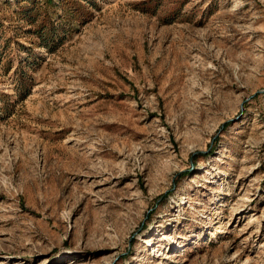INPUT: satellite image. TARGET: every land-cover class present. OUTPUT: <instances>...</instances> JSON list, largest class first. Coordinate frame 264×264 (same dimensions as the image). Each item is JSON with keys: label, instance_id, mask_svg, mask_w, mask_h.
Wrapping results in <instances>:
<instances>
[{"label": "rangeland", "instance_id": "1", "mask_svg": "<svg viewBox=\"0 0 264 264\" xmlns=\"http://www.w3.org/2000/svg\"><path fill=\"white\" fill-rule=\"evenodd\" d=\"M0 264H264V0H0Z\"/></svg>", "mask_w": 264, "mask_h": 264}, {"label": "trees", "instance_id": "2", "mask_svg": "<svg viewBox=\"0 0 264 264\" xmlns=\"http://www.w3.org/2000/svg\"><path fill=\"white\" fill-rule=\"evenodd\" d=\"M47 15V14H46ZM43 17H45V15H43ZM31 21H33V22H35V19L33 18V19H31ZM27 94V91H25V94L24 95H26Z\"/></svg>", "mask_w": 264, "mask_h": 264}]
</instances>
